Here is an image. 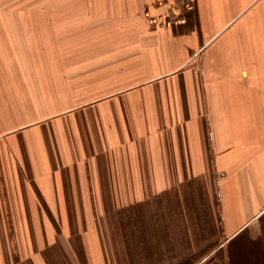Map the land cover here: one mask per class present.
I'll return each instance as SVG.
<instances>
[{
  "label": "crops",
  "instance_id": "crops-1",
  "mask_svg": "<svg viewBox=\"0 0 264 264\" xmlns=\"http://www.w3.org/2000/svg\"><path fill=\"white\" fill-rule=\"evenodd\" d=\"M173 1L0 11V264H264V0Z\"/></svg>",
  "mask_w": 264,
  "mask_h": 264
},
{
  "label": "rangeland",
  "instance_id": "rangeland-1",
  "mask_svg": "<svg viewBox=\"0 0 264 264\" xmlns=\"http://www.w3.org/2000/svg\"><path fill=\"white\" fill-rule=\"evenodd\" d=\"M1 1V0H0ZM9 1V3H8ZM186 0H181V1H173V2H169V3H166V6H165V15H156L155 17H161L163 16L164 18H166V16H168V14H170V11L173 9V8H178V10L181 12L183 11L184 12V18H185V21L187 20L188 16L191 14V11H192V6L191 7H188V9L186 7H181L182 3L181 2H185ZM14 2V3H13ZM22 0H7L4 2H0L1 5H0V11H7V4H24ZM25 7H16L14 6V8L16 9H26L28 11H30V13L32 14H41V13H47L49 15H54V3H55V0H25ZM4 3V4H3ZM48 5V6H47ZM48 11V12H47ZM145 16H148L150 15L149 14V11L148 10H145L143 12ZM171 16V14H170ZM152 18H155L154 16L151 15ZM149 18V17H148ZM152 24V23H150Z\"/></svg>",
  "mask_w": 264,
  "mask_h": 264
},
{
  "label": "built area",
  "instance_id": "built-area-1",
  "mask_svg": "<svg viewBox=\"0 0 264 264\" xmlns=\"http://www.w3.org/2000/svg\"><path fill=\"white\" fill-rule=\"evenodd\" d=\"M181 3H182L181 7L183 8L186 7L188 9V7L192 6L193 0H186L185 2H181ZM170 14H168L166 18H164L163 16L155 17V18L149 17V21L152 24H157L160 26H175L185 23L183 11L180 12L178 8H173L170 11Z\"/></svg>",
  "mask_w": 264,
  "mask_h": 264
}]
</instances>
